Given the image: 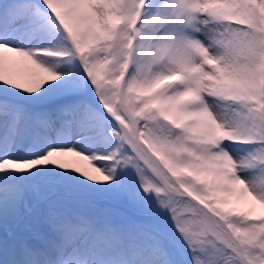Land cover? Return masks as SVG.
Here are the masks:
<instances>
[{
    "label": "snow or ice",
    "instance_id": "obj_1",
    "mask_svg": "<svg viewBox=\"0 0 264 264\" xmlns=\"http://www.w3.org/2000/svg\"><path fill=\"white\" fill-rule=\"evenodd\" d=\"M0 264H264V0H0Z\"/></svg>",
    "mask_w": 264,
    "mask_h": 264
},
{
    "label": "rangeland",
    "instance_id": "obj_2",
    "mask_svg": "<svg viewBox=\"0 0 264 264\" xmlns=\"http://www.w3.org/2000/svg\"><path fill=\"white\" fill-rule=\"evenodd\" d=\"M84 164H85V166H87V162L85 161V162H83Z\"/></svg>",
    "mask_w": 264,
    "mask_h": 264
}]
</instances>
